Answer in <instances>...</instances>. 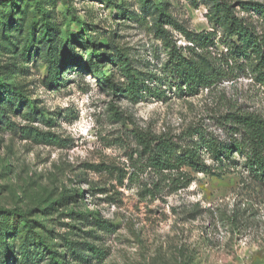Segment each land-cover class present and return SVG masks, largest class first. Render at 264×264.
<instances>
[{
  "label": "rangeland",
  "instance_id": "1",
  "mask_svg": "<svg viewBox=\"0 0 264 264\" xmlns=\"http://www.w3.org/2000/svg\"><path fill=\"white\" fill-rule=\"evenodd\" d=\"M158 6L189 31L216 27L203 0H0V264H49L53 257L57 264H264L263 184L241 165L221 175L182 167L191 181L172 190L178 174L158 173L139 156L135 130L183 146L196 132L227 140L226 114L264 117V88L248 71L236 69L196 94L171 83L153 27ZM164 28L176 45L189 44L178 29ZM221 35L217 28L215 40ZM52 45L66 58L58 83L49 80L43 56ZM95 48L116 84L124 78L109 58L120 49L155 74L137 101L101 84L87 63L75 65ZM26 124L61 143L23 138L19 126Z\"/></svg>",
  "mask_w": 264,
  "mask_h": 264
},
{
  "label": "trees",
  "instance_id": "2",
  "mask_svg": "<svg viewBox=\"0 0 264 264\" xmlns=\"http://www.w3.org/2000/svg\"><path fill=\"white\" fill-rule=\"evenodd\" d=\"M207 5L206 17L209 23L216 27L209 31L193 32L187 30L175 19L169 16L162 6L156 8L157 14L153 20L155 35L164 42L166 61L164 68L169 71L168 79L178 89H185L189 94H196L200 89H211L217 82L230 79L234 70L248 71L252 80L264 88V3L253 1L203 0ZM236 6L238 9H236ZM47 12L40 10L42 19L46 20ZM243 14V15H241ZM256 17V19H254ZM171 25L183 33L189 44L176 45L169 38V32L164 28ZM217 28L222 35L216 41ZM89 26L84 25L83 31L89 35ZM91 35V34H90ZM91 37V36H90ZM91 40V39H90ZM221 44L222 53L211 50ZM56 46H50L43 56L49 59L48 77L52 83H58L61 78L62 64L65 61L64 52L58 53ZM69 51H73V48ZM61 57V58H60ZM110 61L116 65L124 81L116 84L107 76L97 49L88 54L87 60H73L75 65L87 63V70L114 93H122L133 102L137 101L145 87L148 78L155 79V74L135 67L128 54L122 49L117 50ZM164 90L155 89L162 94ZM21 105V104H19ZM18 105V106H19ZM6 107L0 105V116ZM36 112L26 111L28 120L35 118ZM230 122V133L227 140L206 138L196 132L198 137L191 139L189 144L179 145L170 138L157 136L143 130H135L134 138L140 146L139 156L145 158L146 166L158 173L171 178L172 190L186 186L191 178L183 172L186 167L194 172L210 175H221L226 169L241 165L253 181L264 185V117L253 112H232L224 115ZM49 123H54L49 118ZM23 138L35 143L60 144L61 138L52 132L39 130L31 125L19 126ZM206 152L213 163H207L202 154ZM97 225L106 229L105 221L99 220ZM92 254L100 253L97 247H91ZM51 258L49 264H57ZM23 264H29L24 261Z\"/></svg>",
  "mask_w": 264,
  "mask_h": 264
}]
</instances>
